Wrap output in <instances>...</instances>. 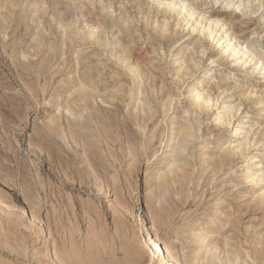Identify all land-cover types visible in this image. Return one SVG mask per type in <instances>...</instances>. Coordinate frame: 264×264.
I'll list each match as a JSON object with an SVG mask.
<instances>
[{
  "label": "rangeland",
  "instance_id": "374dc122",
  "mask_svg": "<svg viewBox=\"0 0 264 264\" xmlns=\"http://www.w3.org/2000/svg\"><path fill=\"white\" fill-rule=\"evenodd\" d=\"M153 235L264 264V0H0V264H168Z\"/></svg>",
  "mask_w": 264,
  "mask_h": 264
},
{
  "label": "bare ground",
  "instance_id": "6f19581e",
  "mask_svg": "<svg viewBox=\"0 0 264 264\" xmlns=\"http://www.w3.org/2000/svg\"><path fill=\"white\" fill-rule=\"evenodd\" d=\"M233 2V1H232ZM234 3V2H233ZM169 6V5H168ZM241 7V5H239ZM237 7V6H236ZM238 8V7H237ZM169 9V8H168ZM191 16V15H190ZM209 20V25H215L217 26L219 22H214L210 19ZM211 28V26H210ZM209 29V28H208ZM209 31V30H208ZM212 32L214 31V29L211 30ZM210 33L211 35H213V33ZM216 32V30H215ZM214 32V33H215ZM228 33V32H227ZM235 40V39H234ZM237 43V42H236ZM227 48L230 49L232 51V53L234 55H238V54H242V57L244 59V57L247 55V53L249 52L248 50V47L243 49L239 44H232V40H229V42L227 43ZM227 51V50H226ZM231 53V52H229ZM232 54L231 57H233L234 55ZM240 59V58H239ZM242 59V58H241ZM245 60V59H244ZM246 61V60H245ZM241 62V61H240ZM243 62V61H242ZM197 79V78H195ZM194 79V80H195ZM200 81V80H198ZM202 81V80H201ZM200 83V82H198ZM87 87V86H86ZM195 90V89H194ZM133 92V91H132ZM201 92V91H200ZM199 93V91H198ZM126 94V93H125ZM133 94V93H132ZM115 95V94H114ZM197 95V94H196ZM196 95H193V97L196 98V105H198V107H202V104H201V101H205L206 98H204V94L202 95V93L198 94V96ZM87 98V97H86ZM89 98V97H88ZM208 100V99H207ZM210 101V100H209ZM206 102V101H205ZM211 102V101H210ZM210 102H207V103H210ZM67 109V108H66ZM143 117V116H142ZM142 120V119H141ZM224 122V121H223ZM248 123V122H247ZM247 126V124L245 123V127ZM192 135V134H191ZM175 165V164H174ZM149 246H151L153 248V251L155 253H157L158 251L157 250H160L162 253H163V256L165 257V262L168 263V264H175V257H174V254L173 252L171 251V249L169 247H164L162 246V244L160 243L158 237L155 235L151 236V238L149 239ZM15 252V251H14ZM21 255V254H19ZM22 256V255H21ZM80 260V259H79ZM78 260V263L77 264H115V262L113 263L112 261L109 262V261H105V258H103L102 256L101 257H92V256H89L87 255L86 257H83L81 258V261L79 262ZM108 260V259H107ZM109 262V263H108Z\"/></svg>",
  "mask_w": 264,
  "mask_h": 264
}]
</instances>
